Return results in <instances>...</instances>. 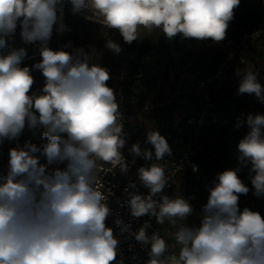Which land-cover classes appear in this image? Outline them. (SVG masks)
<instances>
[{
	"label": "clouds",
	"instance_id": "clouds-1",
	"mask_svg": "<svg viewBox=\"0 0 264 264\" xmlns=\"http://www.w3.org/2000/svg\"><path fill=\"white\" fill-rule=\"evenodd\" d=\"M64 0H0V49L19 24L26 43H39L42 60L33 67L45 78L42 94L30 93L34 84L29 67H21L24 48L0 54V142L17 138L25 128L43 126L46 142H26L9 150L6 173H0V264H113L119 241L106 227L111 209L103 172L128 170L122 154L126 144L123 115L113 88L107 85L109 70L93 62L83 49L68 52L48 47L53 27L63 32ZM73 13L88 8L103 29H116L131 44L154 31L168 39L211 40L226 38L229 22L240 0H70ZM106 35V33H104ZM258 34V33H257ZM107 48L122 49L111 39ZM239 94H255L264 102V87L252 65L237 71ZM33 109L36 110L34 113ZM38 113V115L36 114ZM248 133L239 144L242 161L251 162V184L255 195L264 194V114H248ZM152 148L133 144L129 152L150 167L138 169L140 183L148 194L127 192L133 217L148 215L158 225L167 221L178 252L159 231L148 235L151 221L134 233L143 245H150L145 264H264V218L245 207L239 211L240 194L249 187L229 169L216 176V183L201 210V224L186 223L193 214L182 195L172 197L163 190L172 176L159 163L172 149L159 131L147 132ZM39 154V155H37ZM45 158L47 164H41ZM66 166L48 169L53 163ZM135 163V160H133ZM105 165L110 167L105 168ZM192 170L197 171L195 165ZM131 187L136 185L132 183ZM158 197V198H157ZM178 221L185 223L178 224ZM121 231L128 226L117 219ZM116 264H122L116 261Z\"/></svg>",
	"mask_w": 264,
	"mask_h": 264
},
{
	"label": "built area",
	"instance_id": "built-area-1",
	"mask_svg": "<svg viewBox=\"0 0 264 264\" xmlns=\"http://www.w3.org/2000/svg\"><path fill=\"white\" fill-rule=\"evenodd\" d=\"M61 22L64 25V30L63 32H59L57 30L58 26H55L57 33L68 31L63 21V15ZM12 41L13 35L7 38L9 47H12ZM263 42L264 22L256 28L240 30L235 38L227 40L221 45L222 52L220 58L206 72H203L202 62L199 61L201 56L197 52H193L191 53V57L185 59V61H180L181 54H179L176 58L172 57L171 62L168 64H164L161 67L157 64V67L160 69L159 75L157 77H150L151 64L152 61L154 62V58L146 55L143 58L144 63H146L145 72L141 73L139 78L143 75L148 77L143 80L137 78L138 80L134 82L137 85L129 86V91L126 93L115 91L120 104L119 110L124 117L123 132L126 141L130 130L136 128L143 121H148V116L154 111L179 107L181 105L180 99L184 94H195L198 98L196 110L185 114L182 118L167 121L158 120L154 124L155 128H160L164 131L165 139L168 141L172 151L174 150L175 152L171 156L166 155L163 160L159 161L165 167L166 174L172 176L168 186L163 190L165 195L169 197L174 196V192L181 188L184 178L193 177L195 178V182L198 181V178L205 171V162L201 159L203 152L209 153L214 157L219 152L220 144L228 152L238 142V138H234V133L239 136L246 134L244 124L238 128L236 127L238 122H231L225 117L224 112L221 110L220 102L222 100L219 94L233 80L235 73L230 70L231 66L238 63L241 68L246 67L248 65L246 57L250 53L249 49L251 47L254 49L255 47H260ZM252 66L259 73L258 76L264 74V65L257 63ZM172 72L177 73L182 81H178L173 89L169 93H166L162 90L164 87L162 76ZM125 97L132 98L133 100L129 106L127 103H123ZM224 126L228 127V134L220 132ZM42 133L43 130L40 127L33 129L29 128L26 124L22 133L17 138L13 140L4 139L0 142L7 161H9V150L12 148H22L26 142L36 144L37 146L45 143L46 138L42 136ZM147 148L150 149L152 146L149 145ZM122 154L129 166L127 172L121 173L117 168L114 172L107 174L100 173L102 175L101 182L105 190H110L112 193L107 200L111 213L106 218L105 224L106 227L113 229V234L119 241L116 261H121L122 264H145L149 259L148 252L150 251V245H143L134 236V233L138 232L145 221H151V227L146 230L148 235L159 231L169 244L174 240L168 232L162 230L157 225L154 217L148 215L139 218L133 217L130 206L127 203V192H138L145 196L148 194L149 189L140 183L138 169L141 166L150 167L156 161L154 159L146 161L140 156H134L125 146L122 149ZM133 160H135V163H133ZM40 163L47 164V161L45 158H41ZM66 163V161L63 163H53L48 165V169H63ZM193 165L197 167V171L195 172L192 170ZM219 165L220 167L218 169L214 167L210 174L212 179H214L212 181L214 182L213 186L217 182L215 177L218 173L231 169L223 161L219 162ZM104 167L107 168L110 165H105ZM7 168L8 164L0 173H6ZM250 170L251 162L249 161L246 164L245 172L252 173ZM132 183L136 185L135 188L130 186ZM125 189H127V192ZM117 219L122 220L123 224L128 226L127 231H121V226L115 223ZM116 261L113 264H116Z\"/></svg>",
	"mask_w": 264,
	"mask_h": 264
},
{
	"label": "rangeland",
	"instance_id": "rangeland-1",
	"mask_svg": "<svg viewBox=\"0 0 264 264\" xmlns=\"http://www.w3.org/2000/svg\"><path fill=\"white\" fill-rule=\"evenodd\" d=\"M62 15L63 21L68 28V31L65 33H57L54 26L52 36L48 41V47L54 51L63 49L70 53L73 52L74 49H83L85 53H89L90 55H92L94 63H97L100 66L106 67L108 70L112 71V73H109L110 79L106 83L116 92L118 91L126 93L129 91V86H132L134 84L137 85V83H134L138 80L137 78H139H136L137 65L139 64L141 57L145 53L154 52L156 63L159 65H163L168 64L171 61L172 57L176 58L180 53L184 54L185 57L188 52H197L203 57V64L206 65L211 62L213 56L218 52L219 48V43L203 44L202 42L197 41L191 44H185L186 38L183 37V35L181 38H178V36L176 35L175 37L168 39L165 35L161 34L159 30L154 31L148 37H144L145 33H142V38L133 41L131 44H128L123 40L118 30L103 29L102 25L99 22L93 21L91 19L90 13L86 8L82 9L79 13H73L70 0H64ZM104 33H106V35ZM235 34L236 29H231V36ZM228 37H230V33L227 31L225 39H227ZM108 39H111L120 45L122 51L119 54H115L112 50L107 48L106 44ZM12 44V47L8 46L5 49H0V54L6 55L11 49L18 50L20 48H24L27 55L25 56L20 66L29 67L31 75L34 78V84L30 89L29 94H42L41 90L44 86L45 78L40 70L33 67L36 63H39L42 60V57L40 55L39 43H26L21 37V27L18 24L16 31L13 34ZM254 53L258 54L255 55ZM248 55H250V53H248ZM251 55L252 57H246L247 64L254 63L256 61L255 59H259L260 62L264 63L263 49L256 47ZM182 59L183 55H180V61H183ZM235 67L237 69H241L238 63L235 64ZM142 77H140L139 79L143 80L148 76L143 75ZM258 80L261 83L262 87H264V74L262 76H258ZM239 81L240 77L236 75V83L234 85L235 88ZM249 95L251 96V99L247 101V105H249L250 107L248 114H264V102H261L255 96V94ZM33 111L34 113L36 112L35 109H33ZM248 114L239 116V118L230 121H246V117ZM40 128L45 131L43 126H40ZM248 131L249 129L246 124V134L239 136L234 133V138H238V142L236 143L235 147L231 148L230 153L232 154L233 158L234 156L238 155L237 164L239 168H242V166H244L247 161H242L239 158L240 154L238 151V144L240 140L247 135ZM220 132L228 134V127H223ZM239 138L241 139L239 140ZM7 164L8 161L5 158L3 147L2 145H0V172L5 169ZM237 175L249 187V192L247 194H244L245 197L242 196L246 201L244 200V204L239 208V211L242 212L243 209L247 207L252 211L259 212L262 218H264V194H254L255 190L251 184V176H246L243 173L242 169L238 170ZM209 180L210 177L205 174L201 178V182L204 181L205 183L198 185L196 184L195 180L190 181L184 178L182 180L181 188L178 189L179 194L182 195L186 200H188L193 208V214L186 220V223L190 227H199L201 224V210L203 206L206 205L210 195L209 189L211 186L209 184ZM180 223H185V221H178V224ZM169 226V228L171 229L170 233L174 232L175 228H173L170 224Z\"/></svg>",
	"mask_w": 264,
	"mask_h": 264
},
{
	"label": "crops",
	"instance_id": "crops-1",
	"mask_svg": "<svg viewBox=\"0 0 264 264\" xmlns=\"http://www.w3.org/2000/svg\"><path fill=\"white\" fill-rule=\"evenodd\" d=\"M256 48V47H255ZM260 49L264 50V42L259 47ZM252 52H250V55L247 57H252ZM255 55L258 53H254ZM253 54V56H254ZM258 61H255L254 63H250L248 65H254L259 63L260 65H264L263 62H260L259 59H255ZM204 63V62H203ZM202 63V64H203ZM155 65V66H154ZM164 65V64H163ZM210 63L203 64V68L205 70L209 69ZM151 77H157L159 75V67L162 65L160 64L159 67H157V63L154 59V62L152 61L151 64ZM240 68H236L235 64H233L230 68V70L235 73L232 82L224 88L220 94L219 97L222 100L221 103V110L224 112L225 117L230 121L234 120L236 118H239V116H244L249 113L250 107L247 105V101L251 99V96L247 93L245 94H237L238 93V87L239 82L237 83V86L235 88V76L237 75V71ZM162 76V75H161ZM176 76V77H175ZM162 83L164 85L163 89L164 92L169 93L173 87L176 85L178 81H182L180 76H178L177 73H166L164 76H162ZM184 88V87H183ZM254 95V94H253ZM237 98V99H236ZM130 98L125 97L123 103H127V100ZM224 99V100H223ZM132 100V99H131ZM181 105L177 108H168V109H161L154 111L150 116H148V121H143L141 124H139L136 128H133L130 130L129 135L127 136V141L125 144L126 149H130L133 144L139 143L140 147L142 149L149 147V143H147V132L149 130H157L159 133L164 136V131L160 128H155V123L160 121H167L170 119H179L182 118L185 114L194 111L198 107V98L195 94L190 95H182L181 97ZM133 101V100H132ZM132 103V102H131ZM235 116V117H234ZM237 116V117H236ZM233 122V121H231ZM246 127V124H244ZM172 154H175L174 150L172 151ZM179 194V192H174V194ZM158 225V224H157ZM162 230L168 232L170 234L171 229L169 228V223L165 221L163 225H158ZM170 245H173L174 248L172 250L178 252L179 246L175 245L174 241H171Z\"/></svg>",
	"mask_w": 264,
	"mask_h": 264
},
{
	"label": "trees",
	"instance_id": "trees-1",
	"mask_svg": "<svg viewBox=\"0 0 264 264\" xmlns=\"http://www.w3.org/2000/svg\"><path fill=\"white\" fill-rule=\"evenodd\" d=\"M263 22H264V0H240L239 6L234 9V18L229 22V26L227 29V31L230 33V37L219 42L218 52L213 56L209 67H211V65H213L220 58V55L222 52V46L221 45L224 42H226L227 40H231V39L235 38L240 30H249V29L256 28L257 26H259ZM233 28L236 29V34L231 36V29H233ZM177 36H178V38H181L182 34H177ZM197 41H200L203 44L213 43L211 40H198L196 38H186L185 44H191V43L197 42ZM249 50H250V52H253L254 48L251 47ZM180 54L183 55V61H185V59H188L191 57V52H188L185 57H184V54H182V53H180ZM146 55H149L155 59L154 52H148V53L143 54V56L140 59L139 64L137 65L136 78L139 77V75L141 73L145 72V68H146L145 64L146 63H144L143 58ZM199 61L202 63L204 62V59L202 56H201V58H199ZM202 69H203V72L208 71V69L205 70L203 67H202ZM109 73H112V71L109 70ZM130 99H132V98H130ZM130 99L127 100L128 106H129V104H131V102H133L132 100L130 101ZM237 158H238V155L234 156V158H233L230 151L227 152L226 150H224L222 144L219 145V152L214 157H212L209 153L207 154V153L203 152L201 159H203V161L205 162V171L198 178V181L196 182V184L201 185V184L205 183L204 181L201 182V178H202V176H204L206 174L210 177V180H209L210 186L213 187L214 182H212V181L214 179H212L210 174L212 173L214 167L217 169L220 167L219 162H222V161L225 162V164H227L231 169H238V170L242 169L243 173L248 177L254 175V173H246L245 172L246 164L249 161H247L245 163V165L242 166V168H239L238 164H237ZM186 180H190V181L193 180L194 181L195 178L189 177V178H186ZM215 180H216V177H215ZM242 196L245 197L244 194H240V197H242ZM240 197H239L240 200H238V208L243 206L244 203L243 202L241 203V201L245 200L243 197L242 198H240Z\"/></svg>",
	"mask_w": 264,
	"mask_h": 264
},
{
	"label": "bare ground",
	"instance_id": "bare-ground-1",
	"mask_svg": "<svg viewBox=\"0 0 264 264\" xmlns=\"http://www.w3.org/2000/svg\"><path fill=\"white\" fill-rule=\"evenodd\" d=\"M86 9H87V10H88V12L90 13L91 19H92L93 21H96V22H98L97 18L94 16V14L91 12V10H90V9H88V8H86Z\"/></svg>",
	"mask_w": 264,
	"mask_h": 264
}]
</instances>
